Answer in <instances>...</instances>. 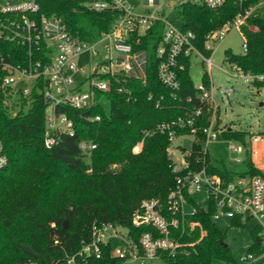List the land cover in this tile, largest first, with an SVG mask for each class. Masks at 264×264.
<instances>
[{
  "label": "trees",
  "instance_id": "obj_1",
  "mask_svg": "<svg viewBox=\"0 0 264 264\" xmlns=\"http://www.w3.org/2000/svg\"><path fill=\"white\" fill-rule=\"evenodd\" d=\"M41 14L58 16L69 31L82 40L94 42L102 32L108 31L119 18L115 10L96 12L84 8L82 0H40ZM239 5L228 1L218 9H209L203 0H183L177 8L183 31L196 35V45L205 54L204 42L208 34L220 28L236 16ZM257 31L243 26L247 41V53L225 52V61L239 66L244 73L264 75V13L248 19ZM164 24L161 22L145 32L135 51L147 53L146 80L143 83L129 77L124 86L129 94L97 92L105 103L87 110H76L62 104L64 112L74 122L75 134L64 133L59 144L45 147V115L49 103L37 92L30 104H20L16 115L8 114L0 105V139L7 165L0 170V264H67L76 257L79 264H121L122 260L110 255L111 246H102L101 258H82L78 253L90 235L94 223H111L128 232L136 242L146 232L159 233L150 226L136 227L132 216L143 200L158 199L165 215L168 213V196L176 188V176L168 148L171 145L168 131L145 139L139 154L132 152L143 134L164 123L184 116L198 104L195 84L190 76V59L180 58L184 68L177 69L180 89L173 92L159 79L160 57L158 47L162 41ZM11 44L0 40V52H8ZM202 82L209 87L208 76ZM261 87V84L254 81ZM131 97V98H130ZM130 98V99H128ZM191 100V101H189ZM101 116L93 123L86 116ZM210 114L205 110L196 123L198 143L192 144V152L199 153L204 134L201 128L209 125ZM175 135L189 133L188 128H176ZM226 140L243 142L246 153L241 163H230L225 155L209 153L207 171L220 175L230 182L234 175L260 174L251 161L248 150L249 133L230 130L223 133ZM92 141L97 147L87 157L81 143ZM185 150V148H181ZM191 169H199L191 160ZM196 212L187 213L177 227H171L169 236L185 246L174 253L161 252L164 264H238L234 253L223 242L226 236L216 227L212 217L217 213V203L210 198L207 209L188 198ZM65 220L68 226L65 228ZM200 225L191 228L190 224ZM243 226L239 219L232 226ZM256 226L250 232L252 243L247 255L264 254V238ZM203 231V234H201ZM22 246L29 247L34 255H28ZM247 264H255L245 262Z\"/></svg>",
  "mask_w": 264,
  "mask_h": 264
},
{
  "label": "built area",
  "instance_id": "obj_2",
  "mask_svg": "<svg viewBox=\"0 0 264 264\" xmlns=\"http://www.w3.org/2000/svg\"><path fill=\"white\" fill-rule=\"evenodd\" d=\"M143 1L141 8L139 2L134 0H82L84 8L88 11L115 10L120 14L119 19L108 31L102 32L94 42H88L74 36L61 16L42 15L40 0H0V40L13 46L8 52H0V105L6 110L17 107L18 110L13 111L16 115L22 102L28 105L36 92L42 95L50 105L45 115L44 144L47 148L54 147L59 144L64 133L71 136L75 134L74 122L66 113L58 111L59 106L65 104L76 110L87 111L104 104V100L97 97V92H111L116 86L119 94H129L130 90L124 86L129 77L145 82L147 53L135 51L133 45L138 44L145 32L155 23L162 22V41L157 50L161 59L158 68L162 84L167 85L173 92L178 91L180 84L177 69L184 68L179 60L182 57L191 60L194 55L199 56L208 68L210 83L209 87L203 82L196 86L198 104L184 116L148 129L143 134L144 138L132 149L133 153L139 154L148 136L168 131L171 142L168 152L173 162L172 169L177 174L176 188L168 196L167 210L171 216L168 218L165 215L164 207L158 199L143 200L133 212V224L136 227L151 225L159 236L153 231L146 232L136 242L128 236L127 230L120 226L94 223L78 256L84 259H100L102 246L110 244V255L121 259V264L162 261L161 252L174 253L178 248L185 246L169 236L171 227L179 225L175 215L184 217L187 213L196 212L188 198L199 205L198 197L202 194L206 195L207 201L213 198L217 203V213L212 219L224 216L231 221L239 219L243 223L255 220L261 228L258 235L264 238V133L249 132L247 140L252 164L260 174L234 175L230 182L225 183L220 175H211L207 171V155L213 153L210 147L216 142L223 141L226 144L231 154L228 160L232 164L241 163L247 151L243 142L226 140L223 136V133L231 128L227 124L222 125L216 115L219 105L215 100L216 88L212 83L211 71L213 66H217L213 61L214 55L230 31L240 32L243 54L247 53V41L241 29L247 25L253 31L258 30L257 26L248 24V19L264 13V0H203L211 10L222 7L228 1L239 5L233 19L207 35L204 50L209 52V55L197 47L194 33L183 31L160 11L164 0ZM84 54L89 55V72L77 66L78 59ZM224 62L230 67V71H226L230 76L248 80L253 84L254 81L258 82L261 87L257 88L264 90V75L246 74L236 64L228 63L225 59ZM116 73L121 76H116ZM232 92L233 88L225 89L227 96ZM205 110L210 114V123L201 128L204 134L203 145L199 153L195 154L192 152V144L199 142L196 123ZM85 119L96 123L101 121V116L88 115ZM176 128H188L190 132L177 136L174 130ZM182 137L194 138L190 147H183L185 150H172L174 141ZM96 147L92 141L81 143L82 151L87 157L91 156ZM175 154H179V161L174 159ZM191 160L199 169H191ZM7 163L8 158L0 139V170ZM220 208L225 211L218 212ZM190 226L200 227L196 222H192ZM201 232L203 234V231ZM115 243H118L116 248ZM253 259L254 254H250L242 261L245 263ZM67 264L79 263L73 256L68 259Z\"/></svg>",
  "mask_w": 264,
  "mask_h": 264
},
{
  "label": "rangeland",
  "instance_id": "obj_3",
  "mask_svg": "<svg viewBox=\"0 0 264 264\" xmlns=\"http://www.w3.org/2000/svg\"><path fill=\"white\" fill-rule=\"evenodd\" d=\"M139 2L141 8H143V0H134ZM183 0H164V4L160 11L167 17H169L177 26L181 27V20L177 17V8ZM154 8V7H153ZM150 8V9H153ZM243 39L237 30L230 31L229 35L224 41L221 42L218 51L215 53L213 61L217 66H213L211 71L212 83L216 88L215 100L218 102V109L216 115L222 125L230 126L231 130H240L244 132L264 133V90L257 88L253 83L241 78H234L230 76L226 71H230V67L224 62L225 52L232 50L236 54H243ZM100 50V47H98ZM89 55H82L77 62V66L85 68L89 72L88 65ZM98 58L95 59V62ZM190 76L193 84L197 86L202 82V78L205 74H208V68L204 66L199 56H192L190 60ZM233 88V92L230 96H227L225 89ZM105 103L106 111L110 109V103ZM261 104H263L261 106ZM18 110L13 106L7 110L8 114L14 115L13 111ZM193 137H182L174 141V147L172 150H182V147H190L193 142ZM223 140V138H221ZM179 145V147L177 146ZM176 146V147H175ZM210 150L215 155L219 153L227 157L231 156L230 152L226 148V144L223 141H218L211 145ZM217 155V154H216ZM174 159L179 161V154L174 155ZM199 206L204 209L208 208L209 202L206 195L202 194L198 197ZM224 208L218 209V212H224ZM217 228L226 236L225 243L227 247L234 253L238 264H247L242 260L247 256V249L252 243L250 232L257 226L255 220L244 223L243 226H232V221L224 216H219L218 219H213ZM118 243H115L116 248ZM255 264H264V255L260 256L254 254V259L248 261ZM129 264H138L137 262ZM145 264H164L161 261H147Z\"/></svg>",
  "mask_w": 264,
  "mask_h": 264
},
{
  "label": "water",
  "instance_id": "obj_4",
  "mask_svg": "<svg viewBox=\"0 0 264 264\" xmlns=\"http://www.w3.org/2000/svg\"><path fill=\"white\" fill-rule=\"evenodd\" d=\"M116 76H121V74H119V73H116ZM263 104H261V106H262ZM65 228L68 226V223H67V220H65ZM223 245L225 246V247H227V244L225 243V242H223ZM22 249L25 251V253H27L28 255H34V256H36L33 252H31V250L29 249V247H26V246H22Z\"/></svg>",
  "mask_w": 264,
  "mask_h": 264
}]
</instances>
